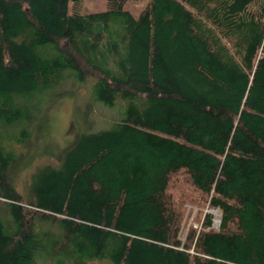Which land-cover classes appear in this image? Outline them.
Returning <instances> with one entry per match:
<instances>
[{"label":"trees","instance_id":"16d2710c","mask_svg":"<svg viewBox=\"0 0 264 264\" xmlns=\"http://www.w3.org/2000/svg\"><path fill=\"white\" fill-rule=\"evenodd\" d=\"M128 1L0 0V264H264V0ZM179 176L214 211L184 239Z\"/></svg>","mask_w":264,"mask_h":264},{"label":"rangeland","instance_id":"374dc122","mask_svg":"<svg viewBox=\"0 0 264 264\" xmlns=\"http://www.w3.org/2000/svg\"><path fill=\"white\" fill-rule=\"evenodd\" d=\"M148 2L149 0H130L125 6L133 15H137ZM103 9H105V0H84L85 11H100ZM86 92L87 87L80 88L78 92L79 99ZM72 104L71 98H60L50 105L47 117L40 128L41 133L49 130L50 135L45 136L42 140L38 139L40 145L44 142H55L62 146L67 141H72L77 131L72 118ZM105 114L103 113V115ZM51 139L53 140L51 141ZM18 151L20 157L12 165V177L18 192L23 199H27L30 171L36 165L50 162L51 159L45 155H36V150L31 144L19 148ZM171 182L169 192L179 213L180 235L184 239L191 229L201 227L205 214L212 212V210L208 207L207 197L199 193L183 176H179ZM216 222L218 223V219ZM91 264H107V262H93Z\"/></svg>","mask_w":264,"mask_h":264},{"label":"water","instance_id":"95a60500","mask_svg":"<svg viewBox=\"0 0 264 264\" xmlns=\"http://www.w3.org/2000/svg\"><path fill=\"white\" fill-rule=\"evenodd\" d=\"M214 213V211H212Z\"/></svg>","mask_w":264,"mask_h":264}]
</instances>
